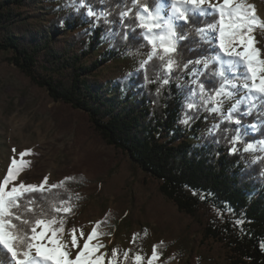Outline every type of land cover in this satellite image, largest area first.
Here are the masks:
<instances>
[{
  "label": "trees",
  "instance_id": "trees-1",
  "mask_svg": "<svg viewBox=\"0 0 264 264\" xmlns=\"http://www.w3.org/2000/svg\"><path fill=\"white\" fill-rule=\"evenodd\" d=\"M160 4L0 0V53H9L10 64L53 102L86 113L99 142L155 182L160 195L225 250L226 264H264V150H245L264 142V95L242 91L226 115H219L227 100L221 90L227 82H240L245 69L238 58L219 52L216 39H207L218 36L208 27L218 22V13L189 12V22L174 21L179 26L171 69L169 56L139 62L151 48L137 15L144 6L154 11ZM89 9L94 15H87ZM215 55L221 60L205 68ZM74 198L70 190L53 187L27 193L21 203L57 215L54 209L68 207ZM210 207L231 219L217 220ZM238 220L243 224L234 223ZM143 246L136 235L128 251L117 250L118 263L134 264ZM0 264H11L6 250L0 251ZM196 264L218 263L204 256Z\"/></svg>",
  "mask_w": 264,
  "mask_h": 264
},
{
  "label": "rangeland",
  "instance_id": "rangeland-1",
  "mask_svg": "<svg viewBox=\"0 0 264 264\" xmlns=\"http://www.w3.org/2000/svg\"><path fill=\"white\" fill-rule=\"evenodd\" d=\"M243 3L254 5L258 21L264 22V0ZM170 7V0H163L159 6L165 19L172 15ZM156 10L151 11L153 15ZM139 14L147 16L143 10ZM251 34L256 40L254 46L260 49L259 58L264 59V24L254 26ZM72 37L65 36L64 40ZM9 58V53H0V182L15 158L18 183L35 185L47 177L45 189L55 186L70 190L75 198L63 220L66 240L71 239L73 228L78 237L83 232L86 238L95 227L98 237L92 243L104 245L100 252L106 254V260L113 258L114 250L128 251L139 235L144 246L137 254L144 257L143 264L151 257L153 246L159 253L156 264H196L204 256L226 264L225 250L160 195L155 182L124 155L99 142L86 113L53 102L43 90L32 86ZM147 58L142 56L139 62ZM245 83L251 85L250 77L225 84L221 91L227 100L221 117L242 91H254L244 88ZM249 129L253 132L255 127ZM255 149L264 150V142L250 150ZM208 213L217 220L231 219L227 212L214 207ZM115 260L119 264L117 256Z\"/></svg>",
  "mask_w": 264,
  "mask_h": 264
},
{
  "label": "snow or ice",
  "instance_id": "snow-or-ice-1",
  "mask_svg": "<svg viewBox=\"0 0 264 264\" xmlns=\"http://www.w3.org/2000/svg\"><path fill=\"white\" fill-rule=\"evenodd\" d=\"M132 2L140 4L141 0H132ZM157 2L163 3V0H157ZM170 4L172 15L167 19L160 15L159 7L155 15L147 6L143 8V12L147 16L137 15V19L140 21L139 27L146 30L143 34L152 47V53L148 57L149 61L157 56L163 60L165 56L176 52L174 38L176 37L175 29L179 25L174 24V21L189 22V12H198L201 15L218 13V22L208 25L213 32L218 31V36H208L207 39H216L219 52L224 56L238 58L245 69L241 75L246 79L250 77L252 81L251 85L245 83L244 88L264 94V59L259 58L260 49L254 46L256 40L251 34L254 26H257L258 23L264 24V22L258 21L254 5L246 6L243 0H222V2L217 0L215 4L212 3V0H170ZM205 4L208 5V9L202 7ZM188 5L192 7H186ZM87 15L92 16L94 13L89 9ZM122 15L127 16L129 13L124 12ZM200 31L203 34L204 30ZM183 38L180 37V39ZM220 60V55L209 57L205 62V68ZM144 63L141 64V68L144 67ZM173 63L174 61L169 56L167 67L171 69ZM233 67L235 68V65ZM220 75L223 73L221 72ZM191 107L192 105L189 104V108ZM227 119L231 120V115ZM184 123H187V120ZM236 123H239V120ZM238 139L239 137H237ZM252 148L253 145L249 144L245 150ZM229 151L234 154L236 148ZM25 154L21 153V156ZM17 181L16 159L13 158L5 178L0 182V251L6 250L10 254L11 264H116L115 250L113 258L106 260V254L100 252L104 245L92 243L94 238L98 237L95 227L86 238H84L83 232H80L78 237L76 229L73 228L71 239L66 240L63 218L57 219V215L61 212H71V208L57 207L54 209L57 215H49L43 208L25 206L21 203L27 193L44 191L48 183L47 177L35 185ZM28 204L33 205L34 201L30 200ZM21 208L24 209V214H17ZM25 214H30V218H26ZM236 223L243 224V221L238 220ZM261 249L264 250V243H261ZM127 255L125 253V258ZM158 259L159 253L153 246L152 255L148 258L147 264H156ZM143 260L144 257L137 254L134 257V264H143Z\"/></svg>",
  "mask_w": 264,
  "mask_h": 264
}]
</instances>
